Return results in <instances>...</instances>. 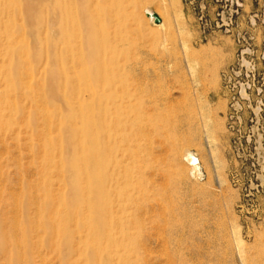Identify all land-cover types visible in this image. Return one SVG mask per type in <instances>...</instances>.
<instances>
[{
  "label": "rangeland",
  "instance_id": "rangeland-1",
  "mask_svg": "<svg viewBox=\"0 0 264 264\" xmlns=\"http://www.w3.org/2000/svg\"><path fill=\"white\" fill-rule=\"evenodd\" d=\"M24 1L15 18L28 29ZM127 1L130 33L112 53L121 73L148 87L132 167L140 229L130 230L128 264H264V0H120ZM15 99L22 107L10 118L13 129L0 135V234L7 237L0 264H15L5 252L24 238L16 224L32 229L23 264H64L57 239H48L54 228L34 219L43 208L29 186L41 177L42 149L37 125H25L27 102ZM57 175L51 193L66 194Z\"/></svg>",
  "mask_w": 264,
  "mask_h": 264
},
{
  "label": "bare ground",
  "instance_id": "bare-ground-1",
  "mask_svg": "<svg viewBox=\"0 0 264 264\" xmlns=\"http://www.w3.org/2000/svg\"><path fill=\"white\" fill-rule=\"evenodd\" d=\"M19 1L0 0V135L13 129L10 118L22 104L15 99L18 95L28 104L23 108H29L25 125H37L42 149L41 177L34 188L29 186L39 200L37 209L43 208L34 219L37 224L47 220L54 228L48 239H57L54 250L64 264H77L70 262L73 257L82 264H128L130 230L140 222V186L132 167L146 114L141 95L148 87L143 79L121 73L112 51L130 33L132 10L126 11V0H26L22 11L31 26L27 29L15 18ZM191 70L198 80L199 72ZM204 120L208 123V116ZM184 155L190 163L194 159L188 150ZM53 170L66 194L51 193ZM17 227L26 236L12 240L13 250L5 254L23 264L32 229ZM6 239L0 234V252Z\"/></svg>",
  "mask_w": 264,
  "mask_h": 264
},
{
  "label": "water",
  "instance_id": "water-1",
  "mask_svg": "<svg viewBox=\"0 0 264 264\" xmlns=\"http://www.w3.org/2000/svg\"><path fill=\"white\" fill-rule=\"evenodd\" d=\"M156 21H158V17L155 16Z\"/></svg>",
  "mask_w": 264,
  "mask_h": 264
}]
</instances>
